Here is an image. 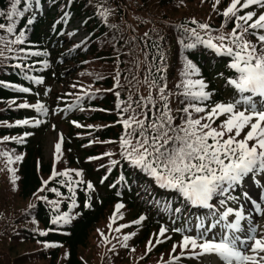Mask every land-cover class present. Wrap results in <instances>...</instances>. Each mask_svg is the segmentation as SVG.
<instances>
[{"label":"trees","instance_id":"1","mask_svg":"<svg viewBox=\"0 0 264 264\" xmlns=\"http://www.w3.org/2000/svg\"><path fill=\"white\" fill-rule=\"evenodd\" d=\"M44 1L40 0V5ZM229 1L220 0L218 5L212 2L215 8L205 12L200 9L199 0H51L45 13L35 16L31 26L26 27L27 19L33 16L31 11L25 12L16 21L17 34L19 30H24L26 42L13 45L12 53L0 46L4 52V56H0V81L27 87L30 91L20 93L0 85V139L18 137L26 132L32 135L27 136L23 144L12 140L0 142V152L23 156V160L11 165L18 177L15 185L3 158H0V264H84L78 257V250L89 245L94 226L105 220L118 203L127 207L133 218L146 217L144 226L136 235L137 244L146 240L150 228L165 226L169 229L171 239L155 245L148 252L153 255L167 249L171 241L180 236L172 229H183L192 216L208 214L206 209L192 208L178 193L159 188L150 177L132 168L120 156L119 139L123 128L117 123L120 115L116 109L115 92H119L125 101L129 96L137 100L148 95L144 78L151 80L160 75L153 66L154 57V63H160L157 45L166 56L167 70L164 75L168 89L173 93L179 91L175 85L181 79L185 56L189 55L179 41L183 38L185 43L190 42L188 33L181 26L196 28L204 40L209 36L227 34L234 27V20H226L222 15ZM11 3L12 0H0V11H10ZM24 6L22 0L18 10L23 11ZM253 8L244 9L238 15ZM105 10H108L106 18L101 15ZM193 20L208 24L211 31H201L191 23ZM73 21H78L79 28L87 35L82 41H70L69 32L63 30L67 23ZM0 23H9L6 15L0 16ZM145 33H148L147 37ZM0 37L14 38L3 30H0ZM246 39L256 43L254 36ZM21 48L26 52H47V55L24 59L17 51ZM192 53L190 58L200 69L199 78L213 93L209 105L239 98V94L226 83L235 75L234 70L228 67L230 57L217 55L203 44H198ZM17 56L21 58H15ZM17 63L24 71L13 66ZM117 73L120 75V86L114 87ZM26 75L41 78L43 83H34L26 79ZM58 85H62V91L51 88ZM86 92L89 95H85ZM77 97L83 99L77 100ZM182 99L181 96L171 95V108L183 107L179 103ZM13 100L15 104L11 103ZM22 102L43 103L49 113L43 116L33 108L16 107ZM173 115L179 117L182 113L174 111ZM24 119L45 122L39 127L8 126ZM54 122H65L67 128L62 143L66 165L81 170L86 181L94 187L91 192L84 186L76 188V203L71 208L72 193L66 184L61 183L62 178L49 180L52 167L49 161L42 163L40 156L42 135L46 127ZM73 122L82 127H72L73 124L75 126ZM176 122L179 123V119ZM105 152L114 155L104 156ZM93 157L103 158L91 159ZM111 160L119 163L112 166ZM104 177L107 179L101 183ZM45 180H49L48 188H56L61 195L51 191L40 192ZM38 196L46 199H37ZM48 201H58V210L53 211V205ZM176 208L181 209L179 214L175 212ZM65 212L74 217L71 223H51L53 216ZM41 231L47 232V235L41 236ZM45 243L58 247L45 248ZM119 262L122 260L115 261L116 264ZM139 262L144 264L146 257Z\"/></svg>","mask_w":264,"mask_h":264},{"label":"snow or ice","instance_id":"2","mask_svg":"<svg viewBox=\"0 0 264 264\" xmlns=\"http://www.w3.org/2000/svg\"><path fill=\"white\" fill-rule=\"evenodd\" d=\"M33 2L38 12L40 0H23L25 5L23 11L18 10L17 7L21 5L22 0H12L10 11L7 13L0 11V16L6 15L9 21L7 24L0 23V30L14 37L12 39L0 37V46L7 48L9 53L13 52V45H22L26 42L24 30H19L17 34L16 21L32 9ZM219 3L220 0H216V5ZM252 6L264 8V0H231L222 15L226 20H234V27L227 34L209 36L207 40L202 39L196 28L189 29L181 26L188 33L190 42L185 43L183 38L179 41L189 53L184 59L180 72L181 79L175 85L179 91L173 93L168 89L164 75L167 70V60L164 52L160 51L157 45L160 63L156 65L154 57L153 66L160 75L151 80L148 77L144 78V83L149 89L148 95L141 96L137 100L129 96L125 101L121 99L119 92H115L116 109L120 115L117 123L123 128V134L119 139L120 156L132 168L139 169L150 177L159 188L178 193L192 208L208 210L206 216L196 217L194 226L186 224L183 229L171 230L181 234V240L178 244H173L171 249V253H176L179 249V254L170 253V258L165 261V264H179L181 258L199 260L204 256H214L221 264H264V232L258 233L252 215L255 212L264 216V184L251 185L252 188L257 189L255 196L252 195L249 187H246L253 177L264 175V12L258 16L255 11H246L243 15H238V12ZM107 14L108 10L101 13L105 18ZM34 19L35 15L28 18L26 27L31 26ZM191 23L196 24L201 31L206 33L211 31L206 23H198L195 20ZM144 35L147 37L148 33ZM248 36H254L256 43L246 39ZM198 44L212 49L217 55L230 57L231 62L228 67L234 70L235 75L234 78L227 79L226 83L239 94L238 99L228 103L208 104L213 93L207 90V83L199 78L200 69L190 58V55L194 54L192 50ZM17 51L22 53L24 59L29 56L47 55V52H26L23 48ZM0 56H4L3 50H0ZM44 63L47 67V62ZM13 66L24 71L19 63ZM149 74H151V68ZM25 78L37 84L43 83L41 78L28 75ZM114 79L116 81L114 87H119V73ZM0 85L20 93L30 91L27 87H18L4 81H0ZM113 90L108 89V91ZM85 95L89 93L86 92ZM171 95L183 97L179 101L183 107L172 109ZM82 99L83 97H77V100ZM11 103L15 104V100ZM16 107L34 108L43 116L49 113V109L40 102L34 105L20 103ZM80 110L84 109L81 107ZM174 111L182 115L177 117L173 115ZM177 119L179 123L176 122ZM217 121H219L218 124ZM44 122L41 119H24L17 121L15 125L8 126L39 127ZM73 123L77 128L82 127L79 123ZM30 135L32 133L26 132L18 137L5 136L0 139V142L12 140L23 144L26 137ZM62 143L63 136L60 135L55 144V160L57 161L62 155ZM103 155L112 156L114 153L105 152ZM0 158H3L7 171L11 174L12 184L15 185L18 177L11 165L23 160V156L2 151ZM117 163L119 162L116 160L110 161L112 166ZM108 171L110 172L111 168ZM70 172H74L76 177L82 176L79 170L67 169L58 172L54 167L49 180L56 177L66 178L61 183L66 184L68 191L72 193L71 208L76 203L73 184L78 185L83 181H73L69 175ZM104 179L107 177H104L101 183ZM49 180L42 182L43 186L39 191H51L60 196L56 188L47 187ZM86 187L89 192L94 191L92 183L88 182ZM37 199L45 200L46 197L38 196ZM48 202L53 205V211L58 210V201ZM88 206L85 205V207ZM123 208L122 203L116 204L112 223H115L118 216L123 218L121 214ZM175 212L179 214L181 209L176 208ZM73 218L65 212L53 216L51 223L66 225L71 223ZM145 218L141 215L133 223L139 225ZM245 223L247 227L244 226ZM124 227L129 225H121L114 231L120 232ZM193 227L195 234H189L193 232ZM168 232L167 227L161 226L158 234L155 235V244L152 239L148 241L147 252H151L155 245L171 239L167 236ZM39 234L45 236L47 232L41 231ZM134 235L135 233L124 235L121 246L128 247L127 241ZM162 237L164 239H161ZM44 247L53 248L58 245L45 243Z\"/></svg>","mask_w":264,"mask_h":264},{"label":"rangeland","instance_id":"3","mask_svg":"<svg viewBox=\"0 0 264 264\" xmlns=\"http://www.w3.org/2000/svg\"><path fill=\"white\" fill-rule=\"evenodd\" d=\"M200 9L202 11H205L209 9V12L214 9L212 2H216V0H199ZM51 0H45L44 3L40 6L39 11L36 12L35 5L32 6V12L33 14L35 13L36 16H41L45 13L46 7L49 6ZM231 3V0L226 4L228 7L229 4ZM199 7V6H197ZM239 7V6H238ZM257 7V8H256ZM253 8L252 11H255L257 16L264 12V8H260L256 6ZM255 19V17H254ZM65 31H68L70 35V40L72 42H78L81 41L85 37V33L79 29V24L78 21H74L70 23L69 25H66L64 28ZM62 85H58L57 87L51 86V88L55 89H60L62 91ZM63 94L65 92L63 91ZM24 103V102H22ZM35 103H30V104H36ZM34 109V108H33ZM223 119V117H221ZM55 123V125H54ZM52 123L53 125L47 126L44 134L42 135V139L40 140V156L42 158V163H47V161L50 162L52 166V170L55 167V170L58 172H63L67 169H72V170H79L76 169L74 166H67L66 165V160H65V151L63 146L61 145V152L62 155L60 156V159L57 161L55 160V144L58 141L60 135L64 136L66 135V125L65 122L58 123L54 122ZM219 121H217V124ZM72 127H76L73 126ZM5 164V163H4ZM81 171V170H79ZM82 172V171H81ZM69 175L72 177V180H82L83 183L80 184H73V188H80L81 186L86 187V184L88 183L86 180L85 174L82 172L81 177H76L74 172H70ZM62 180H66L64 177H60ZM253 184H264V175H259L253 177V180L250 182L249 185H246V187H249V189L252 191V195H256V188H252L251 185ZM116 206V205H115ZM115 206L112 208L111 212L109 213L108 217L105 218V220L100 221L97 225L94 226V229L92 231L90 240H89V245L83 249V250H78L77 254L80 257L81 261L84 264H116L115 261L117 260H122V262H119L118 264H141L139 261L141 258L146 257V262L144 264H161L165 263V261H168L170 258V253L172 249L173 244H178L179 241L181 240V237H178L177 239H174L171 241V245L165 249L164 251L158 253V254H146L147 253V246H148V241L150 239L153 240V244H155V235L158 234L159 229L155 228H150L149 232L146 235V240H144L142 243L138 244L137 246L133 247V242L135 240V237L137 233H139V230L141 227L144 225V221L141 222V224L137 225L134 224L133 222L137 220L139 217L133 218L131 216V213L129 212L127 207H124L121 209V214H122V219L119 218V216L115 219V223H112V218H113V213L115 211ZM247 214V213H246ZM254 220L253 223L257 228L258 233L259 232H264V216H261L259 214H256L255 212L252 213ZM111 223V228H109V224ZM191 223H188L187 225H192ZM121 225H129V227H124L121 228L120 232L114 231L115 228L120 227ZM245 227H247L246 223L244 224ZM131 233H135V235L127 241L128 247H122V238L124 235H128ZM189 234H195V229L193 227V232ZM167 236H170L167 233ZM161 239H164L163 237ZM110 240L108 243V247L105 249L104 244L105 241ZM111 249V250H110ZM134 249V251H133ZM172 255H178L179 254V249H177L176 253H171ZM201 258H208L209 264L213 263L216 260V257L214 256H204ZM200 258V259H201ZM183 261L187 262H193L191 264H200L197 259H185L181 258ZM206 263V262H205ZM217 264H221V262L218 260Z\"/></svg>","mask_w":264,"mask_h":264}]
</instances>
